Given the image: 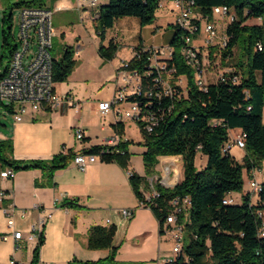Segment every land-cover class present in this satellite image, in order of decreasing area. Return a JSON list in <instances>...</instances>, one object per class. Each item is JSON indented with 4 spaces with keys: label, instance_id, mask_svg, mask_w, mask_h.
Returning a JSON list of instances; mask_svg holds the SVG:
<instances>
[{
    "label": "trees",
    "instance_id": "trees-1",
    "mask_svg": "<svg viewBox=\"0 0 264 264\" xmlns=\"http://www.w3.org/2000/svg\"><path fill=\"white\" fill-rule=\"evenodd\" d=\"M44 4L46 0H31ZM161 0H110L100 8L96 19V31L101 39L99 54L105 61L112 60L118 46L111 42L109 47L102 43L108 29L116 20L123 17H137L143 26L153 24ZM205 17L212 18L213 9L217 6L231 8L236 19L229 22L226 29V47L223 49V60L231 61L233 51L246 35V48L249 55L247 75L239 71L240 65L230 72L217 75L215 81L208 79L209 66L202 68L198 74V83L194 69L189 66L182 54L186 44V30L175 25V33L170 42L174 47V56L167 58L170 67H176L175 75L186 80V94L174 99L157 100L155 111L163 115L160 125L152 132L143 130L146 151L143 161L150 175L161 157L182 156L184 177L172 188L156 185L159 196L146 200L143 184L146 177L133 172L130 182L137 199L150 207L163 225L172 207L173 200L185 197V213L179 216L183 223L189 243L182 247V257L174 264H264V240L258 236L261 224L258 211L264 210V183L253 202L252 193L243 196L242 204L224 203L228 194L241 191L244 186V172L253 177V171L260 169L264 161V25H248L250 19H264V0H188ZM3 24L8 26L3 32V47L6 50L1 62L8 60L4 72L9 67L11 58L18 47L10 44L12 37V13H4ZM199 24V22H197ZM197 35H193V39ZM263 45V49L258 48ZM78 61L74 51L67 46L60 59H54L53 74L55 83L68 80ZM150 64L149 54L137 53L129 61L127 71L141 74L144 84L146 71ZM4 74V73H3ZM3 74H0V79ZM205 78L208 88L205 91ZM178 92H182L178 88ZM181 94V93H180ZM138 100L144 102V95ZM172 110L169 111V107ZM15 113L13 106H7ZM159 108L162 110L159 112ZM116 132L123 136V123L114 125ZM143 129V126L140 125ZM241 129L245 135V156L238 162L231 152L224 153V145L231 139L230 130ZM131 140H122L119 148L124 154L105 157L106 162L115 161L128 169L131 159L129 146ZM105 146H95L87 153L98 154ZM12 146L8 141H0V162L12 167L15 171L40 169L44 175L53 178L58 170L67 168L76 157V153L55 155L52 160L15 161L10 157ZM187 216V217H186ZM115 229L102 226L92 227L89 231L88 247L92 249L112 248L111 256L100 261H80L74 259L70 264H115L116 248L113 247ZM44 242L43 233L35 250L31 264L40 263V248ZM186 257V258H185Z\"/></svg>",
    "mask_w": 264,
    "mask_h": 264
},
{
    "label": "crops",
    "instance_id": "crops-1",
    "mask_svg": "<svg viewBox=\"0 0 264 264\" xmlns=\"http://www.w3.org/2000/svg\"><path fill=\"white\" fill-rule=\"evenodd\" d=\"M109 1L97 0V6L89 8V2L55 0L54 8L60 11L77 10L81 20L94 27L100 8ZM178 14L176 3L165 0L159 7L153 24L143 26L137 17H123L108 29L102 44L109 47L110 43L114 42L118 51L112 60L103 62L99 57L98 63L111 67L109 77L116 81L113 95L116 87L123 84V73H129L122 69L123 62L131 61L135 50L140 47L169 45L175 33L173 25ZM216 18L227 27L228 18ZM246 24L264 25V20L250 19ZM58 28V31L55 30L56 34L64 37L63 26ZM217 32V36L220 35L221 31ZM222 34L224 35L225 31ZM205 37V32L201 29L193 44L203 48ZM217 44L219 43L214 42L213 46ZM210 47L209 53L215 51V48ZM73 51L75 58L84 52L80 44ZM84 64L85 61L80 63L79 67ZM230 68L234 67L229 66L228 69ZM4 69H0V74L5 73ZM137 84H141L140 75H137ZM64 85L65 83H56V92L62 96L72 95L81 103L80 108L62 103L57 109L45 107L38 111L29 110L21 121H17L14 114L8 110L9 105L0 102V141H8L11 144L10 157L13 160L50 161L64 148L68 153L79 154L95 146H102L105 138L115 139V134L118 133L114 125L118 123L124 124L122 137L128 139V119L118 120L119 116L115 113L103 119L99 112V103L109 101L112 97L98 101L87 111L88 103L80 100L71 89L61 90ZM120 107L126 109L128 105L122 104ZM93 112L101 120L100 132L88 116ZM6 116L12 117L10 125L2 123ZM81 128L84 139L78 140L76 131ZM240 132L241 129H232V133L236 135ZM231 154L239 162L246 153L234 147ZM180 163L183 164V158ZM7 168L12 167L0 162V190L4 192V197L0 199V264L32 263L39 244V237H32V233L42 219L45 220L42 227L44 242L40 248L39 264H70L74 259L84 262L108 259L112 248L88 247L89 231L95 226L115 229V264H162L160 258L172 253L176 244L172 232L175 224H166L164 219L162 225L151 208L139 202L129 177L131 172H135L131 167V159L128 169H124L115 161L106 162L103 159L89 165L86 170H81L73 160L67 168L58 170L52 179L40 169L19 170L13 178H3L1 173ZM253 176L256 177V173H253ZM123 209L135 210L134 217L126 220L122 215ZM16 231L22 232L19 242L13 237Z\"/></svg>",
    "mask_w": 264,
    "mask_h": 264
},
{
    "label": "built area",
    "instance_id": "built-area-1",
    "mask_svg": "<svg viewBox=\"0 0 264 264\" xmlns=\"http://www.w3.org/2000/svg\"><path fill=\"white\" fill-rule=\"evenodd\" d=\"M78 2H89V8L97 6V0H77ZM165 0L160 1V6L163 5ZM176 3L179 10L178 17L175 22H180V27L188 32L185 36L186 44L182 48V54L186 63L191 66L196 75V81L198 83V74H202V68L210 66L208 61L207 48L214 45L216 37L215 29L208 28V21L199 19V15H191V9H188V0H172ZM221 18H228V22H232L236 19L233 10L227 6H217L213 9V16ZM53 11L42 6V9H28L24 12H20V43L23 45V49L16 52V60L10 62L8 69L6 70V78H1L2 88H0V102L9 106H13L15 109V119L21 121L23 116L29 111H38L49 107L50 109H57L62 103H66L70 107L80 108L81 103L75 100L72 95H60L56 92V83L54 82L53 74V62H44L40 60V52H53L54 45L53 40L56 36V31L52 24ZM199 22V24L197 23ZM204 27V28H203ZM201 29L205 32V46L203 48L196 47L193 44V35H198ZM35 42L37 45V53L33 56V59L27 62L29 53L31 52V44ZM227 45H224L223 37L219 43V49L222 52ZM260 50L263 49L262 44H258ZM136 53L149 54L150 64L146 71L144 84H137V71L124 72L122 76L123 84L116 87L112 99L99 103V112L104 119L111 113L119 116L118 120L126 118L131 119L138 124V117H134V109H131V101L136 99L137 95H144V109L143 115L150 116L151 124H154L156 129L163 115L156 112L155 105L158 100L159 103L164 98L174 99L180 95L186 94V87L181 84V77L173 75V68L167 64V56H163V46H143L135 50ZM129 61L123 62L122 69L128 66ZM127 71V70H126ZM230 72L231 69H226ZM122 75V74H121ZM219 80V79H216ZM178 88H181L182 92H178ZM208 88V81L205 78V91ZM40 91H48V98L39 99ZM181 93V94H180ZM122 104H127L126 109H121ZM131 109V110H130ZM159 112L162 110L158 109ZM172 110V106L169 107V111ZM231 139L224 145L223 152L228 153L234 147L243 150L242 131L239 134L232 133L230 130ZM76 138L78 140L84 139V132L81 129H77ZM126 141L119 134H115V139L105 138L104 148L98 154L81 152L76 154L74 159L75 164L81 169L86 168L94 163L103 160L105 157L114 154H124L125 151L119 148L121 141ZM128 140V139H127ZM64 154H68L66 148L62 151ZM166 157L160 158L163 161ZM257 169L253 171L255 172ZM13 168H7L2 173L3 178H13L15 175ZM130 174H133L131 172ZM251 178V177H250ZM250 185L253 186V194L256 195L257 185H263L256 177L250 179ZM159 196L157 191H154L152 198ZM4 197V192L0 190V199ZM151 198V199H152ZM150 199V200H151ZM253 199V198H252ZM235 200L232 194H228L223 200ZM254 200V199H253ZM143 205V204H142ZM8 214L7 211H5ZM185 212V197L173 200L172 207L168 209V215L165 218L166 224H175L172 230L176 244L170 255L160 258L162 264H174L180 257H182V225L177 223L179 216L184 215ZM135 210L123 209L122 215L126 220L134 217ZM261 224L258 229V236L264 240V210L258 211ZM45 220L42 219L33 229L32 237L40 238L42 234V227ZM16 242L22 239V232L16 231L13 234ZM18 246V244L16 243ZM186 258V257H185ZM14 263V262H13Z\"/></svg>",
    "mask_w": 264,
    "mask_h": 264
},
{
    "label": "rangeland",
    "instance_id": "rangeland-1",
    "mask_svg": "<svg viewBox=\"0 0 264 264\" xmlns=\"http://www.w3.org/2000/svg\"><path fill=\"white\" fill-rule=\"evenodd\" d=\"M54 5L55 0H46L44 4L34 3L31 0H0V58L6 52L3 47V32L7 30L8 26H4L2 21L4 13H12L13 15L12 37L10 38V44L12 46L18 47L19 50H22L23 45L20 43V12H22L25 7H51L53 10V27L56 31H58V27L63 26V30L65 32L64 37H62L61 34H56V36L54 37V49L52 52L54 58L59 59L63 55L64 50L67 46H70L71 50L73 51L76 49L78 44H80L84 51L80 57H74L76 61H79V63L75 67L73 73L70 75L71 77L68 78L67 81L63 82L65 83L63 88L60 89H71L72 92L78 98H80V100L88 103V111L89 109H92L93 105L98 101L102 99H111V97L113 96V88L116 81L113 78L109 77L111 67L109 65L107 66V64L104 66L103 63H98V59L102 57L98 52V45L101 39L97 34L96 26L93 27V25L87 22L84 23L81 20L79 11L77 10L60 11L56 10L54 8ZM216 17H214V19H212L211 21L214 23L216 36L218 33L217 31H221V33L220 35L215 37L214 42L220 43L221 38L223 37L222 33L226 29V24L224 26V23ZM245 40L246 35L243 34L238 44L236 45L233 51V56L230 59L231 61L229 62L226 59L223 60L222 53L218 47L219 44H217L216 46H212L213 48H215V51H211L210 53L208 52L210 51L208 50L209 47L206 49V54H208L209 58L208 61L210 62L209 73L207 75L210 81H215L219 73L222 74L226 72L225 70L228 69L226 65L231 64L240 65L239 71H242L243 75H247V72L249 70V55L246 48ZM167 46L168 44L164 45L163 48ZM37 50L38 48L36 43L32 42L31 52L29 53L27 62L33 59V56L35 55V53H37ZM7 61L8 60L5 58L4 63H2L0 59L1 70H3V67H6ZM83 61H85V64L79 67V64L83 63ZM103 62L107 61L103 59ZM88 116L90 117L91 123L94 125L96 130L100 132V118L96 115L95 112L90 115L88 114ZM11 121L12 117L6 116L2 123L4 125H10ZM127 122V138L132 141V144L129 146L131 156V167L135 170V173L139 174L140 176L146 177L147 182L143 184V190L146 198L151 199L154 194V191H156L155 187L157 184H161L165 188H172L183 179L184 168L183 164L180 163L182 162V158L178 156H172L164 159L163 161H159V163L155 167V171L149 175L147 173L143 161V152L146 151L145 146H143V129L139 128L140 125L138 124V126L131 119H128ZM243 158L244 157L240 158V163L243 162ZM255 173L256 179L260 183H264V161L261 164L260 169H257ZM251 178L250 175L247 174V172H244L243 189L241 191H236L232 193L235 199L233 200L234 203L237 202L238 204H242L243 196L248 193H252L253 189L250 185ZM252 198L254 199L253 202H255L258 197L257 195H254ZM182 239L183 245H187L189 243V238L186 230L182 231Z\"/></svg>",
    "mask_w": 264,
    "mask_h": 264
},
{
    "label": "bare ground",
    "instance_id": "bare-ground-1",
    "mask_svg": "<svg viewBox=\"0 0 264 264\" xmlns=\"http://www.w3.org/2000/svg\"><path fill=\"white\" fill-rule=\"evenodd\" d=\"M28 9H42V7H38V8L25 7L22 12ZM188 9H191V15H199V19H204V21H208L209 29H214V23L211 21L212 19L203 16L196 9L193 2L188 1ZM174 25L183 30V28L180 27V22H175ZM226 39H227L226 35L224 34L223 35L224 45H226ZM16 52H19V48H17L16 51L14 52L10 62H14V60H16ZM163 56H167V58L169 59L172 58L174 56V47L169 44L167 47L163 48ZM40 60H44V62H53L52 52H40ZM173 75H175V69L173 70ZM2 78H6V72L3 74ZM184 79L183 77H181V84H183L186 87L187 83ZM0 88H2V81H0ZM137 97H139V95L136 96V99H134V101H131V109H134V117H138V124L143 126V130L146 133H152L155 130L154 124H151L150 116L143 115L144 102L138 100ZM46 98H48V91H40L39 99H46ZM242 141H243V150H244L246 146L244 133H242ZM131 175L132 174H129V176ZM251 187L253 189V186ZM260 190H261V185H257L256 195L259 193ZM252 194H253V191H252ZM224 203L231 204L233 203V200H225Z\"/></svg>",
    "mask_w": 264,
    "mask_h": 264
}]
</instances>
